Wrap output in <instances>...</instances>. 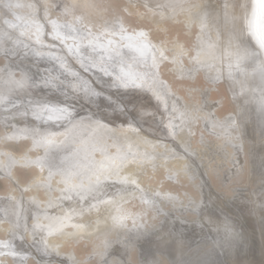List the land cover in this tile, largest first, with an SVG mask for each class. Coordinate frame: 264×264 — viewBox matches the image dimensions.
<instances>
[{
	"label": "bare ground",
	"instance_id": "obj_1",
	"mask_svg": "<svg viewBox=\"0 0 264 264\" xmlns=\"http://www.w3.org/2000/svg\"><path fill=\"white\" fill-rule=\"evenodd\" d=\"M3 20L7 26L3 25ZM51 21L60 26L57 31L63 39L54 38ZM37 24L42 29L39 37ZM121 28L125 30L123 33ZM198 29L200 33L194 50L200 51V55L195 60L190 45L195 39L194 31ZM141 32L145 39L137 36ZM0 33L4 36L0 34L1 47L14 52L25 48L24 55L34 57L36 63L24 62V67L20 68L31 77L29 83H35L36 90L46 96L67 97L69 102L77 104L72 98L79 99L77 93L87 79L80 69L69 65L65 59L67 55L42 48L51 36L57 44L51 42L50 46L69 51L101 79L114 81L117 75L131 72L128 75L136 81V91L145 90L140 87L142 81L150 85L154 98L160 99L166 107L168 117L164 120L165 116L161 115V120L170 127L169 134L162 128L164 124L152 127L154 133H150L133 123L111 125L109 120L98 118L96 113L97 119L94 118L99 124L91 123L87 119H78L80 114L76 108L69 109L72 123L66 119L56 120V113L50 114L52 119H47L49 113H45L44 120H36L32 112L38 111L37 102L29 98L17 99L20 97L14 93L18 89L4 92L0 100V124L3 125L0 127L3 128L0 131V194H3L0 195L3 213H0L3 216L0 219V237H3L0 239V264H6L5 260L8 264H45L34 258L36 253L27 254L31 251L30 240L44 242L52 247V251L70 256L78 246L85 249L82 245L88 242L99 255L95 258L96 264H140L131 263L126 257L128 252L135 250L140 252L142 264L160 263V257L164 260L166 254L171 264H218L217 260L220 264H248L250 228L244 227L246 221L231 213L228 205L250 203L249 208L258 225H264V175H261L264 174L261 171L264 145L260 143L264 142V0H0ZM129 36L133 39H126ZM170 36H175L174 42ZM257 41L260 42L257 44ZM144 43L149 47L141 54L138 49ZM37 52L41 55H36ZM39 60L45 62L53 74L42 70L37 64ZM8 64L7 67L0 65V88L10 78L20 80V73H16L20 69L13 65L15 60ZM118 67L121 72L116 71ZM105 70L111 75H106ZM37 76L43 78V82H36ZM71 82L74 90L69 89ZM224 85L230 89L229 97L236 96L238 102L232 117L220 113L227 102L226 95L219 89ZM218 109L221 110L218 112ZM177 114L180 117L175 119ZM20 119L34 125L41 122L40 125L57 130L65 126L59 121H64L70 126L63 135L74 131L77 123H82L78 130L86 128L84 123H90L94 129L90 126L87 129L94 135L86 142L83 138V145L72 150L65 172L51 176L46 160L55 148L52 141L58 137H49V131L48 136L35 129L40 133L33 135L35 140L7 139L12 135V124L17 128L22 126V122H18ZM251 121L257 127L253 134L248 127ZM179 122V129L183 128L180 132L174 128ZM232 124L234 127H229ZM169 135L179 143L168 140ZM248 140L252 148L246 143ZM93 143H96V150L92 149ZM84 145L88 149H82ZM255 145L258 149L253 147ZM116 149L119 152L114 153ZM125 149L129 154L124 155ZM18 159L21 161L16 162ZM78 165H84V173L90 167L94 170L86 177L82 173V182L76 174L80 171ZM257 169H260V174L257 172L260 181L255 185L251 183L255 175L251 174ZM245 181H248L247 185H244ZM108 186L115 189L111 195L104 196L99 202L91 200L103 189L110 191ZM74 195L85 202L79 203ZM27 199L39 203L33 210L32 226L24 210L26 205L30 207ZM89 200L94 202L89 203ZM193 200L200 205L198 208L193 207ZM44 206L54 207L59 212L55 216L65 220L57 226L61 230L56 227L58 231L51 232L42 220ZM37 214L38 220L35 219ZM158 220L162 221L157 223ZM193 220L202 227H193ZM17 221L21 232L25 226L28 229L23 239L16 233L21 240L18 247L12 243L11 235ZM203 222L209 225H203ZM37 223L40 228L36 230L44 234L43 237L41 233L35 234L32 239L30 232ZM217 224H221L219 229ZM243 233L248 243H242ZM240 243L244 245L242 251ZM5 244L8 247H4ZM104 245L108 248L104 249ZM151 248L155 253L160 252L156 253L160 257H154ZM188 248L194 252L184 253ZM178 249L181 253L177 259L176 254L169 256L171 250ZM76 256L79 258H76V264H92L84 258V252L77 251ZM60 259H49L48 264H63Z\"/></svg>",
	"mask_w": 264,
	"mask_h": 264
},
{
	"label": "rangeland",
	"instance_id": "obj_2",
	"mask_svg": "<svg viewBox=\"0 0 264 264\" xmlns=\"http://www.w3.org/2000/svg\"><path fill=\"white\" fill-rule=\"evenodd\" d=\"M186 7H189V6H186ZM178 11V10H177ZM176 15H178V14H176ZM203 21H204V19H202ZM2 23H3V25H8L6 22H4V20L2 21ZM9 28H10V26H8ZM11 29V28H10ZM49 29V28H48ZM194 32H196V34H195V39H194V41L191 43V45L190 46H192V48H193V51H192V53H191V55H193L194 54V57H195V60L198 58V55H200V51H196V50H194L195 49V47H196V40L198 39V33H200V30L198 29V30H196V31H194ZM50 33V31H48L47 32V34H49ZM1 34V33H0ZM1 36H3L2 34H1ZM4 37V36H3ZM47 38V37H46ZM51 38V39H50ZM170 39H172V42H174L175 41V36H173V37H171L170 36ZM45 41V40H44ZM55 41V42H54ZM264 41V40H263ZM45 42L46 43H48V44H46V45H43V43L45 44ZM45 42H43V43H41L43 46H42V48H44V49H50V50H52V51H60V52H62L63 54H65V55H67L66 56V60H67V62L69 63V65L70 66H75L77 69H80L81 70V72H82V74H84V76L87 78L86 79V82L84 83V85L81 87L82 89H81V91L80 92H78L77 94H79L77 97H79V99H75V98H72L73 100H75L76 101V103L77 104H75V103H72V102H69V99L67 98V97H52V96H54V95H52V94H50V95H48V96H46L47 94H44L43 92L41 93V91H37L36 90V88L35 87H31V83H29V80L27 81V83L24 85V86H21L20 85V83H18V81H16V80H12L11 78L10 79H8V80H6V81H4L3 83V87L2 88H0V100H2V94L5 92V93H7V92H9V91H11V90H17L18 89V91H17V93H14V94H16V96H18V97H20V98H17V99H26V100H28V98L29 99H31V100H33V101H35V102H37V107L39 108V109H37L38 111H40L41 109H44V108H46L47 106H53L54 108H65V107H69V109L71 108H76L77 109V113L78 114H80V115H78V119H87V120H90V122L91 123H96L97 121H96V114H97V116H98V118H104L105 119V121H107V120H109V121H107V122H109L111 125H115V126H120V124L122 123V125L124 124V125H128V124H137L138 126H140L142 129H144L145 131H148V132H150V133H154V131H153V129H152V127H154V126H157V125H161L162 126V124H164L163 126H162V128L164 129V130H166L165 132L166 133H170V127L166 124V123H163L162 122V120H161V115L162 116H165L164 117V120H166L167 118L166 117H168V115H166V112H165V109H166V107H165V105H163L162 104V101L160 100V102H159V100H158V98L156 99V97L154 98V96H153V94H152V92H151V90H149L150 88V85L148 86V85H146V84H144V81H142V83H141V85L142 86H140V87H144L145 88V90L143 89H138L137 91L135 90V87H138L137 86V83H136V85L135 86H133V87H130L129 89H124V88H122V89H115V88H111V87H109L110 86V84L112 83L111 81H113V80H104V79H101V78H99V76L98 75H93V73H92V71L89 69V68H86L85 66H83V64L81 63V62H79V60L76 58V56H74V55H72L69 51H67V50H62L61 48H59V47H57V46H55L57 43H56V40L55 39H53L51 36H48V39H46V41ZM55 43V45L54 46H50L49 44L50 43ZM250 42H252V39H251V41ZM258 42H260V41H257V44H258ZM254 43H256V41H254ZM198 45V44H197ZM198 47H199V45H198ZM0 65H2V66H4V67H7V66H9V64H8V62L10 63V61H13V59L15 60V63L16 64H13L14 65V67H17V68H19L20 69V67H24V62H26V63H33V62H35V60H33L34 59V57H32V56H29V55H24V50H25V48H22V49H20V50H18V51H16L15 50V52H14V50H12V49H10L9 47V49H10V51H7L6 50V47H1L0 46ZM2 48H3V50H2ZM7 48V49H8ZM205 48H207L208 49V46H205ZM199 49H201L200 47H199ZM198 49V50H199ZM20 51V52H19ZM67 51V52H66ZM5 52V53H4ZM24 52V53H23ZM67 53V54H66ZM70 53V54H69ZM9 55H10V57H9ZM9 58H8V57ZM73 56V57H72ZM18 59H20L21 61L20 62H18L17 60ZM6 60H8V61H6ZM6 61V62H5ZM28 61V62H27ZM78 61V62H77ZM38 63V66L39 67H41V69L42 70H46V72H48V73H50V74H53V73H51L50 71H53V70H50L49 69V67H47V65H46V63L45 62H43V61H41V60H39V61H37ZM36 63V62H35ZM81 63V64H80ZM171 63V65H172V62H170ZM19 64V65H18ZM196 66V65H195ZM190 67H192V65L190 66ZM202 67V66H201ZM207 67V66H206ZM118 68H119V70H118ZM118 68H115L116 69V71H119V72H121L120 71V67H118ZM49 70V71H48ZM68 71H66L65 73H67ZM17 73V75H19V73H20V71H18V72H16ZM16 73H15V75H16ZM129 73H131V72H129ZM129 73H127V74H122V75H127L130 79H132L128 74ZM89 74V75H88ZM90 76V77H89ZM92 76H94L93 78H92ZM96 76V77H95ZM98 76V77H97ZM214 76L215 75H213V77L212 78H214ZM18 77H20V76H18ZM55 77H56V73H55ZM96 78V79H95ZM99 78V79H98ZM42 79L43 78H41V77H36L35 78V81L36 82H43L42 81ZM12 80V82L14 83H12V82H10ZM93 80V81H92ZM97 81V82H96ZM101 81V82H100ZM110 81V82H109ZM106 82V83H105ZM108 82H109V84H108ZM201 82H203V80H201ZM92 83H94V84H92ZM11 84V85H10ZM72 84V85H71ZM150 84V83H149ZM256 84H259V83H256ZM10 85V86H9ZM16 85V86H15ZM99 85V86H98ZM29 86V87H28ZM69 86H70V90H74L73 89V82H71L70 84H69ZM8 87H9V89L10 90H8ZM23 88V89H22ZM131 88H133V89H131ZM27 89V90H26ZM28 89H30V91L28 90ZM219 89H221L220 91L224 94V95H226L225 96V99L227 100V102H225L224 103V105H222V107H221V109H222V111H220L221 109H218V112L220 111V113H222L223 115L222 116H226V117H232L231 115H232V113H233V111H235V109L237 108V106H238V102H236V96H233V95H230V97H229V94L228 93H230L231 94V92H230V89L227 87V85H224L223 87L222 86H220V88ZM239 89H240V87H239ZM89 90H91V92H89ZM135 90V91H134ZM1 91H3V92H1ZM141 91V92H140ZM18 92H20V93H18ZM36 92V93H35ZM106 92V93H105ZM216 92H218V91H216ZM81 93V94H80ZM97 93V94H96ZM219 93V92H218ZM217 93V94H218ZM253 93H256V91H254ZM36 94V95H35ZM238 94H240V92H238ZM228 98V99H227ZM235 99V100H234ZM225 100V101H226ZM78 101V102H77ZM83 101V102H82ZM107 101V102H106ZM155 101H158L159 102V104H157ZM97 103V104H96ZM100 103V104H99ZM92 104V105H91ZM103 104V105H102ZM84 105V106H83ZM109 105H111V106H109ZM88 106V107H87ZM225 106V107H224ZM81 107H82V109H81ZM223 107H224V109H223ZM92 108V109H91ZM112 109H113V111H112ZM125 109V110H124ZM92 110V111H91ZM104 110V111H103ZM115 110V111H114ZM120 110V111H119ZM123 110V111H122ZM173 109H172V107H170V112L172 111ZM230 111V112H229ZM106 112V113H105ZM123 112V113H122ZM89 113V114H88ZM96 113V114H95ZM226 113V114H225ZM227 113H228V115H227ZM231 113V114H230ZM238 114H239V112H237ZM112 114V115H111ZM115 114H117V115H115ZM165 114V115H164ZM122 115H124V116H122ZM127 115V116H126ZM32 116V115H31ZM105 116V117H104ZM106 116H108L109 118H107ZM113 116V117H112ZM93 117V118H92ZM96 119H95V118ZM180 116L177 114V116L175 117V119H177V118H179ZM129 118V119H128ZM140 119H141V121H140ZM21 120V121H20ZM20 120H18V122H22V126H18V128H20V129H18L17 128V126H13V124H12V128H11V133L10 134H12V135H10L9 137H12V138H15L16 140H19V138L21 137V138H25V139H27V138H31V139H33V140H35L36 138H34V136L32 135V134H30L31 133V131H28V130H35V129H39V130H41L43 133L44 132H46V134L49 136V134H50V136L49 137H51V136H55V137H58V138H56V139H54L52 142L53 143H55V148H53L52 149V153L53 154H51V156H50V158L49 159H47L46 161H47V167L50 169V172L48 173V175H51V176H54L55 174H57L58 172H60L61 174L63 173V172H65V170H66V168H68L67 166L69 165V163H68V158H70V155H72V150L73 151H75L76 149H78V148H76L78 145H81L82 144V139L84 138V142H86V139H88V137L90 136V135H92L93 134V132H90V131H88V129L87 128H89V126L91 125L90 123H84V127H86V128H82L81 130H78L80 127H81V125H82V123H77L76 125H77V128L75 127V129H74V131L72 130V132H70V133H67V134H65V135H63L64 134V131L66 132L67 130H68V127L70 126V125H67L66 126V123L64 122V121H59V124L61 123L62 125H65L62 129H54V128H51V127H49V126H47V125H40L41 124V122H39V123H37V124H33V123H28V122H25L26 120L25 119H20ZM56 120H58V119H56ZM61 120V119H60ZM124 120H126V121H124ZM128 120V121H127ZM134 120V121H133ZM122 121H124V122H122ZM113 122H114V124H113ZM57 123V122H56ZM231 123H233L234 125H236V122H231ZM26 124V125H25ZM179 124H180V122L178 123V124H175L174 126V128L176 129L177 128V131H179L180 129V131H182V129L183 128H181L180 127V129H179ZM182 124V123H181ZM206 124L209 126L210 125V121H209V119H207V121H206ZM232 124V125H233ZM40 125V126H39ZM86 125V126H85ZM166 125H167V127H166ZM249 126V128L251 129V132L252 131H255L256 130V124L253 122V121H251V122H249V124H248ZM252 125H253V128H252ZM37 128H36V127ZM170 126H171V121H170ZM0 127H3V125H1L0 124ZM24 127H25V129H26V131L27 132H25L24 133V131H25V129H24ZM34 127V128H33ZM57 127V126H56ZM164 127H166V129L164 128ZM222 127V126H221ZM17 128V129H16ZM22 128V129H21ZM28 128V129H27ZM41 128V129H40ZM90 128H92L91 126H90ZM167 128H169V129H167ZM3 129V128H2ZM2 129H0V131H2ZM14 129V130H13ZM92 129H94V128H92ZM248 129V128H247ZM21 130V131H20ZM51 130V131H50ZM78 130V131H77ZM171 130H172V128H171ZM18 131V132H17ZM49 131V134L47 133ZM57 131V132H56ZM63 132V133H59V132ZM88 131V132H87ZM179 131V132H180ZM94 132H95V130H94ZM251 132H247L248 134H250ZM258 132V131H257ZM27 133V134H26ZM55 133V134H54ZM60 135H59V134ZM85 133V134H84ZM88 133V134H87ZM90 133V134H89ZM25 134V135H24ZM28 134H30V135H32L31 137H29L30 135H28ZM53 134V135H52ZM56 134H57V136H56ZM75 134V135H74ZM248 134H244V135H246V136H250V135H248ZM252 134H253V132H252ZM257 134V133H256ZM258 134L260 135V131L258 132ZM22 135V136H21ZM84 135V136H83ZM94 135V134H93ZM98 135V134H97ZM87 136V137H86ZM86 137V138H85ZM99 138H100V136H98ZM163 137H166L165 135L163 136ZM95 138H97V136L95 135ZM43 139V138H42ZM167 139L168 140H173V141H175V142H177L178 140L177 139H175L173 136H171V135H169V136H167ZM175 139V140H174ZM37 140H39V139H37ZM177 140V141H176ZM7 142H9V141H7ZM21 142V141H20ZM83 142V143H84ZM251 141L250 140H248V141H246V143L247 144H249ZM177 143H179V142H177ZM261 144L263 143V145H264V142L262 141V142H260ZM16 144H19V141H16ZM100 143H98V145H99ZM32 144H30L29 146H31ZM60 145L62 146V147H60ZM83 145V144H82ZM88 145H90V144H88ZM96 145V143H93L92 144V149H94V147H96L95 146ZM179 145V144H178ZM249 146H251V148H252V145H251V143H250V145ZM74 147V148H73ZM79 147V146H78ZM253 147H257V149H258V146H253ZM58 148V149H57ZM126 148V147H125ZM179 148L180 149H183V147L181 146V145H179ZM61 149V150H60ZM64 149V150H63ZM82 149H88L87 148V145H84V147L82 148ZM69 150H71V152H69ZM94 150H96V149H94ZM118 149H116L115 151H114V153L115 152H119V150L117 151ZM126 151H124L123 150V152L125 153L124 155H127V154H129V151L127 150V149H125ZM184 150V149H183ZM248 150H251L250 148L248 149ZM65 151V152H64ZM64 152V153H63ZM131 153V152H130ZM69 154V155H68ZM86 154V151H84V155ZM95 154V153H94ZM74 155H76L75 153H74ZM69 156V157H68ZM123 156V155H122ZM122 156L121 155H118V157H121L122 158ZM68 157V158H67ZM37 158H39V157H37ZM55 161H54V160ZM64 160H65V163H64ZM16 162H20L21 161V159H18V160H15ZM56 163H54V162ZM60 163H58V162ZM61 161V162H60ZM67 161V162H66ZM49 163V164H48ZM89 163H91V161L89 162ZM59 164V165H58ZM75 164V163H74ZM73 164V165H74ZM76 165V164H75ZM26 165H24V167H25ZM61 166H62V169H60L61 168ZM78 169H80V171L78 170V173H76L77 172V170H76V174H78V176H80V178H81V182L83 181V179H82V173H84V169H86V168H84V165H78ZM88 169V171H86V173H84V177H86V175H88V173H92V171H94L93 170V167H90V168H87ZM57 170V171H56ZM63 170V171H62ZM0 171H1V173H2V170L0 169ZM260 172V169H257L256 171H255V173L254 174H251V175H255V178H253V181L251 182V183H253V184H255L256 185V183L257 182H259L260 181V177H258V175L260 174L259 172ZM261 171H264V167H262L261 168ZM259 174H258V173ZM52 173V174H51ZM79 173H80V175H79ZM11 174V173H10ZM54 174V175H53ZM73 175H74V173H72ZM206 175V174H205ZM261 175H264V174H261ZM117 176H122V175H117ZM166 178V177H165ZM30 179H32V178H30ZM29 179V180H30ZM167 179V178H166ZM28 180V181H29ZM28 181L26 182V183H28ZM32 183L33 182H31V183H29V185H32ZM245 183L246 184H244V185H247L248 184V181H245ZM250 184V183H249ZM44 186V185H43ZM111 188V189H110ZM185 188V187H184ZM88 189L90 190L91 189V186L90 187H88ZM108 189L110 190V191H108L107 190V188L106 189H103V191L104 190H106V191H100V192H103V193H100V192H97L95 195H94V197L92 196L91 197V200H96V201H100V200H102L103 198H104V196H106V195H111V193L112 192H114L115 191V189H113V186L112 187H109L108 186ZM186 189V188H185ZM114 190V191H113ZM23 193L25 194V192L23 191ZM75 194H78V193H75ZM1 196H3V194H0ZM67 195V194H66ZM25 196V195H24ZM68 196V195H67ZM75 196V198L77 199V201L80 203H83V202H85V199L83 200V201H81V197L80 196H77V195H74ZM90 197V196H89ZM80 200V201H79ZM91 200H89L88 202L89 203H92V202H94V201H91ZM27 201H28V204L30 205V207H27V205H26V207L24 208V210L26 211L25 212V214H27V217L29 218V221H28V223H30V222H32L31 223V226H32V224H33V222H34V211L33 210H35L34 208L35 207H38L39 205V203L37 202V201H34V200H29V199H27ZM95 201V202H96ZM232 201H233V199H232ZM69 203V202H68ZM236 205H234V206H232V205H228V206H230V207H227V208H230V212L231 213H234V215H239V217L241 218V220L242 219H244V221H246V223H248V225H246V223H244V221H242V223H244V227H246V229H248V227L250 228V233H248V237H250V249H248V264H264V261H261V260H264V240H263V238H264V225H262V227H260V225H258V222H257V219H256V217H254V213L251 211V209L249 208L250 207V203H245V206L241 203V202H237V203H235ZM25 206V205H24ZM30 208V209H29ZM44 208H45V210L43 209L42 210V212H43V214H44V216L42 217V220L43 221H45V223L46 224H48L49 225V228H50V231L52 232V231H58V230H61L60 228H58L57 226H58V224L60 223H63L65 220H63L62 219V217H59V216H55V214H57V213H59V212H56V210H55V208L54 207H51V206H44ZM53 210V211H52ZM2 210H1V208H0V213L1 214H3L2 212H1ZM240 213H242V214H240ZM244 215V216H243ZM3 218V216L2 215H0V219H2ZM35 219L36 220H38V219H40V216L37 214L36 216H35ZM162 220H158L157 221V223H159V222H161ZM207 221V220H206ZM223 221V218L221 219V222ZM205 222V221H204ZM203 222V223H204ZM220 222V223H221ZM192 223V225H193V227H195L196 229L200 226V227H202V224L200 225L199 223H197V220H193V222H191ZM205 224H208V222L207 223H204L203 225H205ZM229 224V223H228ZM209 225V224H208ZM230 225V224H229ZM30 226V227H31ZM33 227H34V225H33ZM58 228V230H55V228ZM199 227V228H200ZM216 227L219 229V227H221V224L220 225H216ZM222 228H223V226H222ZM70 231H73L74 229H69ZM198 231V230H197ZM197 231H196V233H197ZM214 231L215 230H213L212 229V232L214 233ZM225 231V230H224ZM223 231V232H224ZM31 233V235H32V239H35L34 238V235H33V233H32V231L30 232ZM39 233H41V231H39V230H36L35 229V234H39ZM244 233H246V231H244ZM244 233H243V236L242 237H244V239H242V243H244V241H246V235H244ZM44 233L42 232L41 234H40V236L41 237H43L42 235H43ZM11 235H12V231H11ZM193 235V234H192ZM252 235H253V237H252ZM3 237H0V239H2ZM30 238V237H29ZM117 238V237H116ZM28 239V238H27ZM157 239H159V238H156V240ZM18 241H19V243H21L20 241V239H19V237L16 235V237L12 240V243L13 244H15V245H17V247L20 245V244H18ZM16 242H17V244H16ZM170 243H172V245H173V241H170ZM234 243H236V241H234ZM242 243H240V251H242V247H244V245H242ZM246 243H248V241H246ZM29 249H31V251L29 250V251H27V254H35L36 253V255H34V258L38 261V260H40V262H43V263H45V264H48L49 262H48V260L49 259H55V258H61L60 260H62L63 261V264H71V262L74 260H76V258L77 259H79L77 256H76V253H77V251H78V253H82V252H84V255H85V257L84 258H87V260H90V261H92V264H96L94 261H95V258H97V257H99V255L97 254V253H95L93 250V247H92V245H90V244H88V242L86 243H83V248H85V249H82V248H80V246H78L77 247V251L75 252H72L73 253V256H70L69 254H64V253H57L56 251H52V247H50L48 244H45L44 242H41V241H39V242H35V241H32V240H30L29 241ZM1 245V244H0ZM105 247H104V249H107L108 248V245H104ZM107 246V247H106ZM42 247V248H41ZM193 247V246H192ZM44 248H46V249H44ZM19 249H23V248H20L19 247ZM126 249H129V247H127ZM152 249V248H151ZM230 249H233L232 247L230 248ZM45 250V251H44ZM73 250H74V248H73ZM190 250L191 249H187V251H185L184 253H191V252H194V251H191L190 252ZM46 251H50V253H46ZM71 251V250H70ZM179 251V249L176 251V250H171L169 253V256L171 255V256H173V255H175L176 254V259L179 257V253H181V252H178ZM230 251V250H229ZM111 252H113V251H111ZM163 252H165V251H163ZM172 252V253H171ZM152 253H155L154 252V249H152ZM156 253H160V252H158V251H156ZM154 254L155 256L154 257H160V255H158V254ZM228 253V252H227ZM75 254V255H74ZM231 254V253H230ZM163 255V254H162ZM37 256V257H36ZM28 257V256H27ZM116 257H118L119 258V256L117 255ZM126 257H127V259H130V262L131 263H140V264H142L141 262H140V258H141V255H140V252L138 253V252H136V250L135 251H132L131 253L130 252H128V255H126ZM167 257H168V255L166 254V259H164V260H162V258L160 257V263L158 262L157 264H171V259L170 258H168L167 259ZM231 257H232V254H231ZM71 258V259H70ZM74 258V259H73ZM165 258V257H164ZM120 259V258H119ZM229 259V258H228ZM26 262H28V260H26V259H24ZM42 260V261H41ZM126 260V259H125ZM220 260H222V259H220ZM45 261V262H44ZM178 261V260H177ZM218 261V264H220V261L219 260H217ZM59 262V261H58ZM228 261H226V263H227ZM5 263L6 264H8V262L5 260ZM31 263V262H30ZM52 263H54L53 261H52ZM26 264H29V263H26ZM102 264H104V263H102ZM215 264H216V262H215Z\"/></svg>",
	"mask_w": 264,
	"mask_h": 264
},
{
	"label": "snow or ice",
	"instance_id": "obj_3",
	"mask_svg": "<svg viewBox=\"0 0 264 264\" xmlns=\"http://www.w3.org/2000/svg\"><path fill=\"white\" fill-rule=\"evenodd\" d=\"M52 23V27H53V32H54V38H60L63 39L62 37H59V33H58V28L60 27L59 25L56 24L55 21H51ZM36 29H37V35L39 37L40 32L42 31L41 26L39 24L36 25ZM125 30L123 28H121V33H123ZM137 36H139L141 39H145V34L144 33H138ZM99 39V38H97ZM126 39L131 40L133 39V37L129 36L126 37ZM90 43H92L90 41ZM111 41H109V44L111 45ZM97 45H94V47ZM131 46V45H129ZM148 44L144 43L140 49H138L141 54H143L146 50H148ZM36 55H41V53L37 52ZM105 74L106 75H111V73H108L107 70H105ZM31 77L28 75V73L26 71H24L23 69L20 68V80L18 81V83H20L21 86H24L28 80H30ZM45 84L48 83L47 80L44 81ZM136 85V81L134 79H130L127 75H117L115 80L112 81V83L110 84L111 88H115V89H129L130 87H133ZM37 85L35 83L31 84V87H36ZM89 92H91V90H89ZM97 94V93H96ZM45 113H49V115L47 116V119H52V115H50L51 113H56L58 114L56 116L57 119H66L68 120L69 123H72V112L69 111V107H65V108H44L40 111H33L32 115L35 117L36 120H44L45 117ZM23 115H27V110L23 113ZM97 124H99V120L97 121ZM102 126V125H101ZM213 127H215V124H213ZM229 127H234V125H229ZM32 135H40V133L36 132L34 129L30 130ZM7 139H12V137H7ZM40 143V142H37ZM37 164H39L40 162L37 161ZM70 191L72 190L71 188L69 189ZM193 207L194 208H198L200 205L196 204L195 200L192 201ZM40 228V224L37 223L36 225H34V228L32 230L33 235H35V229ZM28 231L27 227H24V231L21 232L20 231V225H19V221H17L16 225L14 226L13 230H12V235L13 238H15L16 233L20 234V238L23 239L24 238V233H26ZM4 247H8L7 244L4 245ZM21 264H23V262H21ZM71 264H76L75 261H72Z\"/></svg>",
	"mask_w": 264,
	"mask_h": 264
},
{
	"label": "clouds",
	"instance_id": "obj_4",
	"mask_svg": "<svg viewBox=\"0 0 264 264\" xmlns=\"http://www.w3.org/2000/svg\"><path fill=\"white\" fill-rule=\"evenodd\" d=\"M255 10V9H254Z\"/></svg>",
	"mask_w": 264,
	"mask_h": 264
}]
</instances>
